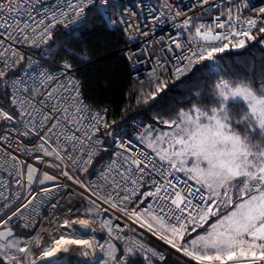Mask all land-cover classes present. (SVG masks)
<instances>
[{
    "label": "snow or ice",
    "instance_id": "obj_1",
    "mask_svg": "<svg viewBox=\"0 0 264 264\" xmlns=\"http://www.w3.org/2000/svg\"><path fill=\"white\" fill-rule=\"evenodd\" d=\"M196 3L204 12L217 14L210 22L197 19L194 25V17L187 16L173 25L183 32L159 39H166L167 51L174 53L169 57L175 60L172 83H184L183 77L196 74L193 69L202 77L207 70L201 91L193 94L190 106L175 115L155 118L166 130L145 126L137 136L143 146L139 151L119 126L107 132L115 146V158L99 169L96 183H85L69 170L88 172L99 149L107 150L97 134L116 122H107V110L93 112L85 104L71 62L42 67L28 57L21 68L26 59L21 47L40 49L42 57L51 56L53 48L48 45L57 26L71 36L89 23L116 26L127 42H134L153 35L152 29L166 17L171 20L182 13H166L145 0H132L131 4L124 0H0V103L10 102L11 106L10 110L0 107V120L12 122L19 136L37 141L32 147L18 144L11 151L0 150V171L13 177L20 188L28 189L26 196L17 193L10 201L5 195L7 183L0 180V188L5 189L0 191V200L5 201L0 207V264H136L138 259L152 264L151 257L165 259L142 240L123 235L126 228L130 233L135 229L128 224L114 225L113 218L104 215L109 210L146 228L194 264H264V60L259 71L245 69L244 78L227 72L218 60L230 47L243 49L248 41L264 34V6L252 9L255 17H245L250 0H226L227 7L211 0ZM162 7L170 6L165 3ZM145 11L142 26L139 21ZM65 51L75 60L88 59ZM125 54L129 60L136 58L135 69L139 56L128 50ZM157 69L167 71L157 59L148 73V88L141 87L137 94V103L148 105L146 111L158 108L169 88V80L161 79ZM118 129L124 135H119ZM21 152L24 158L18 155ZM27 158L50 168L62 167L63 176L89 193L81 198L87 200L82 211L79 206L68 208L75 218L63 219L61 235L50 244L43 242L40 233L21 239L13 231L14 219L16 227L35 226L33 216L24 214L38 200V194H32L33 184L57 180L48 172L38 177L39 169ZM145 183L150 190L141 192ZM58 187L54 184L39 191L50 198ZM148 198L151 202L146 203ZM17 201L23 202L17 205ZM94 224L108 235L103 243L94 236ZM198 228L203 232L186 239ZM70 245L93 249L92 257H69ZM83 255L87 257L88 252Z\"/></svg>",
    "mask_w": 264,
    "mask_h": 264
},
{
    "label": "built area",
    "instance_id": "obj_2",
    "mask_svg": "<svg viewBox=\"0 0 264 264\" xmlns=\"http://www.w3.org/2000/svg\"><path fill=\"white\" fill-rule=\"evenodd\" d=\"M125 3H132V0H124ZM212 3H218L222 4L224 7H227L226 0H211ZM146 4L155 5L157 7H161L162 10H164L166 13L171 12L175 13L176 11H180L182 13L181 16L175 17L174 19H167V17L164 19V22L161 24H158L152 29L153 35H150L149 37H139L134 42H127L124 36V33L120 30V28L116 26L111 27L113 29L119 30L124 38L125 41V48H124V54L125 51L128 50L129 52H134L139 56L140 63L136 64L135 69H133L132 65L136 62V58L134 57L133 60H128L129 62V68H130V76L132 82L136 84H142L148 79V73L153 69V67L156 66V61L159 59V61L165 65L169 77L171 79V65L175 63V60H169V57L174 56V53H170L167 51V42L166 39L164 41H161L159 37L163 36L167 38L169 34H176L177 32H183L182 29H176L173 27L174 24H180L187 16H193V25L196 23V20H203L206 22H210L212 19V16L217 14L215 11H209L204 12L203 8H201L197 3L196 0H145ZM167 3L170 7L169 8H163L162 6ZM264 6V0H250V7L249 9L244 10L243 15L245 17H255L256 12L252 9L259 8ZM205 8L209 7L208 5L204 6ZM139 11V10H138ZM147 15V12L141 13L140 17V23L143 26L146 21L144 17ZM55 30L67 33L66 30L62 28V26H57ZM54 30V31H55ZM149 30V29H145ZM187 33H184V36H186ZM183 39V37H182ZM147 42V43H146ZM54 50V45L50 44ZM45 46V47H48ZM21 51L25 55V62L21 64V68L25 67L27 65V58L31 57L35 61H39L41 66H47L52 65L54 67H57L61 64L53 63L50 60V56L42 57L41 50L40 49H34V48H27V47H21ZM179 50H176V53H178ZM198 66V65H197ZM75 76L77 78V68H74ZM158 74L162 71H165L164 69H157ZM139 79V82H138ZM79 81V80H78ZM80 82V81H79ZM85 104L86 101L84 100ZM8 109L10 110V102H7ZM88 105V104H87ZM1 107V106H0ZM91 110L93 112H100L104 113L106 108H93L91 107ZM105 119L108 121L107 115L105 116ZM149 124L142 120L140 117H136L134 119H131L127 124L120 126L123 130L127 132V136L129 139L133 141V148H136L137 151H139L141 148H143L142 145L139 144L137 140V136L139 133H142L144 131L145 126H148ZM17 128H19V125H16ZM117 127V126H115ZM113 127V128H115ZM111 129H104L101 128L100 132L97 134L99 138L103 141L104 146L107 147V150L105 148L101 147L99 149L98 154L93 158V162L91 166H89V170L87 173L83 172H73L69 170L70 175L76 176L77 179L83 180L85 183H88L89 181L96 183L97 182V176L99 175V169L101 167L107 166L108 163H110L114 158V148L115 146L112 145V138L107 136V132H111L113 130ZM119 135H124L123 131H119ZM0 136H7V140L0 139V150H8L11 151L17 147L18 144L27 147H32L37 141L33 139L32 137H21L18 135L16 131L13 130V124L12 122L3 121L0 120ZM127 143V141H126ZM119 150V149H115ZM145 151H148L151 155L154 156V153L151 152L150 149H144ZM18 155L23 157V153H18ZM33 155H42V153H33ZM100 158L98 164L93 169V172L89 174L90 169L93 168L95 161ZM29 163H32L34 166H36L39 171L37 172L38 177H42L43 172H48L50 175H56L57 180L54 182H47L46 185H39L38 183L33 184L32 186V194L37 195L38 194V200L34 203L33 206H30L29 209L24 210L25 216L31 215L34 218L35 226L32 229H23L20 227H16V220L14 219L12 224L13 227H16L19 230H24L31 233V236H35L37 233H40L43 237V241H52L53 239H58L61 235V231L59 229V224L62 223L63 219L68 218H75L68 212L69 207L73 206H79L81 208V211L83 210V207L87 206V200L82 201V196H88L89 193L85 192L84 189L80 188L78 184L74 183L72 180H69L67 177L62 175L63 168H50L46 163L38 162L37 160L33 158H27ZM46 161H51V158L45 157ZM53 163H58L51 161ZM181 178L183 179V175L181 174ZM147 179V178H146ZM0 180H4L7 183V190L0 188V191H5V195L9 197V200L11 201L15 194L20 193L21 196H26L28 193V189L20 188L16 183L15 179L13 177H10L7 175V173L0 171ZM54 184L59 185L60 187L53 190L50 194V198L44 197V194L41 193L39 190L41 187H52ZM149 186L148 183H145L144 186L140 189L141 192L148 191ZM30 198V197H29ZM41 200L44 202L41 203ZM23 201H17L16 204L18 205ZM147 202H151V198H148ZM5 201L0 200V207L3 206ZM53 204L56 205V207H53ZM104 207H107L104 205ZM32 208H35L36 211L33 212ZM15 210V205L13 206V209ZM38 213V214H37ZM10 214V213H9ZM106 217L113 218V224H119L123 226L124 224H128L130 228L135 229V233H130L128 229L126 228L124 232L122 233L125 236L133 235L134 238L140 239L142 241H152L151 245H147L144 243L148 248L155 250L157 253H161L164 255L165 259L161 261L158 257H151L152 261H155L159 264L164 263L167 255L171 254L173 257L177 258L181 262L185 264H194V262H190L187 257H184L182 253L176 252L175 249H172L169 245H167L164 241L160 240L158 236H154L151 232L147 231L146 228H140L138 224L132 223V221L126 220L125 217H123L120 213L115 212L113 210H109L108 213L104 214ZM59 218V220H57ZM78 227V226H76ZM95 228L94 236L98 240L99 238V232H102L104 237L108 238V235L106 231H102L98 224H94L92 226ZM191 228V226H189ZM55 229V231H54ZM73 238H84V239H91V236H75ZM104 242V241H100ZM117 244V247H121L120 242H115ZM231 264V262H229Z\"/></svg>",
    "mask_w": 264,
    "mask_h": 264
},
{
    "label": "trees",
    "instance_id": "obj_3",
    "mask_svg": "<svg viewBox=\"0 0 264 264\" xmlns=\"http://www.w3.org/2000/svg\"><path fill=\"white\" fill-rule=\"evenodd\" d=\"M261 40H264V34L259 35L255 41H248L243 49L230 47L229 50L218 55V60L227 72L244 78L245 69L255 68L259 71L260 63L264 60V43H261ZM50 44L55 47L50 56L53 63L62 64L67 60L74 65V68H77V75L81 81V92L86 103L93 108H106L107 122L110 125L113 121L116 122L108 129L123 126L136 117H140L151 126L162 125L155 118L158 116L161 119H168L181 108L190 106L189 101L193 98V94L201 91L205 83L203 77L208 75L206 69L203 71V77L201 73L193 69L196 74L189 73L188 76L183 77L184 83L179 81L172 83L168 71L160 72L158 75L161 79L169 80L166 98L160 102L158 108L146 111L148 105L143 101L137 103V94L141 87L148 88L147 80L140 85L131 81L129 64L123 54L122 36L110 25L89 23L83 30L71 36L57 31ZM66 49L78 55H87L88 59L86 61L75 60L66 53ZM199 67L201 66L198 65L197 68ZM0 106L8 109L7 103H0ZM99 160L100 158L95 161L89 174L93 172ZM144 206L146 204L141 205V207ZM13 231L20 238L26 239L31 236L30 232L19 230L16 227H13ZM189 231L191 232V228ZM202 232L203 229L198 228L196 232L191 233V237L186 236V239H191L197 233ZM99 237L104 238L102 232H99ZM136 264H147V262L138 259ZM152 264L159 263L152 261ZM161 264L185 263L168 254L165 262Z\"/></svg>",
    "mask_w": 264,
    "mask_h": 264
},
{
    "label": "bare ground",
    "instance_id": "obj_4",
    "mask_svg": "<svg viewBox=\"0 0 264 264\" xmlns=\"http://www.w3.org/2000/svg\"><path fill=\"white\" fill-rule=\"evenodd\" d=\"M110 27H111V25H110ZM112 28V27H111ZM113 29V28H112ZM114 30H116V29H114ZM58 30H55L54 32H53V35L57 32ZM117 31V30H116ZM61 32V31H60ZM118 32H120L119 30H118ZM62 33H64V32H62ZM120 34H121V36H122V40H123V54H124V48H125V41H124V38H123V35H122V33L120 32ZM124 56H125V54H124ZM125 58H126V56H125ZM127 59V58H126ZM127 62H128V60H127ZM128 64H129V62H128ZM129 70H130V68H129ZM77 78H78V75H77ZM130 79H131V76H130ZM78 80L80 81V79L78 78ZM132 81V80H131ZM80 85H81V81H80ZM84 98V97H83ZM85 100V99H84ZM44 243H51L52 241H43ZM144 243H146L147 245H151V243H152V241H143ZM69 248H70V251H69V253H67V255L69 256V257H71V258H73V259H76V258H79V259H81V260H88V259H90L91 257H92V254H93V249H83L82 248V246H78V245H70L69 246ZM84 251H87L88 252V256L87 257H85L84 255H83V252Z\"/></svg>",
    "mask_w": 264,
    "mask_h": 264
},
{
    "label": "crops",
    "instance_id": "obj_5",
    "mask_svg": "<svg viewBox=\"0 0 264 264\" xmlns=\"http://www.w3.org/2000/svg\"><path fill=\"white\" fill-rule=\"evenodd\" d=\"M153 129H160V130H166V126L165 125H153L151 126Z\"/></svg>",
    "mask_w": 264,
    "mask_h": 264
},
{
    "label": "rangeland",
    "instance_id": "obj_6",
    "mask_svg": "<svg viewBox=\"0 0 264 264\" xmlns=\"http://www.w3.org/2000/svg\"><path fill=\"white\" fill-rule=\"evenodd\" d=\"M205 227L207 228L208 225H205ZM18 236V235H17ZM104 236V235H103ZM21 239H24V238H21ZM108 238L104 237V238H98L99 241H106ZM102 243V242H101Z\"/></svg>",
    "mask_w": 264,
    "mask_h": 264
}]
</instances>
